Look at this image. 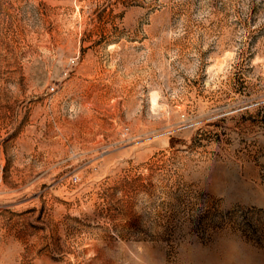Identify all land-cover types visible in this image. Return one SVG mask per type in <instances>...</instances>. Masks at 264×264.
Wrapping results in <instances>:
<instances>
[{"label":"rangeland","instance_id":"374dc122","mask_svg":"<svg viewBox=\"0 0 264 264\" xmlns=\"http://www.w3.org/2000/svg\"><path fill=\"white\" fill-rule=\"evenodd\" d=\"M0 264H264V0H0Z\"/></svg>","mask_w":264,"mask_h":264}]
</instances>
